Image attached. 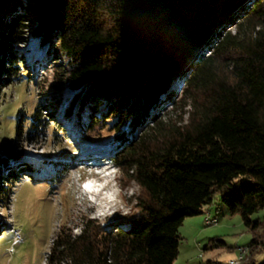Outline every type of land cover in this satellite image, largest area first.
Here are the masks:
<instances>
[{
  "label": "trees",
  "instance_id": "16d2710c",
  "mask_svg": "<svg viewBox=\"0 0 264 264\" xmlns=\"http://www.w3.org/2000/svg\"><path fill=\"white\" fill-rule=\"evenodd\" d=\"M35 1L32 34L56 36L67 61L73 96L62 116L80 137L101 143L103 130L112 133L115 165L141 189L129 213L87 221L77 234L58 230L45 264H172L184 218L214 194L259 228L250 216L264 208V0ZM24 13L21 0H0V87L19 70L11 43ZM186 73L181 124L172 115L186 104L171 98ZM87 95L105 97L104 110ZM162 102L174 107L155 119ZM10 149L0 141V179L16 174Z\"/></svg>",
  "mask_w": 264,
  "mask_h": 264
},
{
  "label": "rangeland",
  "instance_id": "374dc122",
  "mask_svg": "<svg viewBox=\"0 0 264 264\" xmlns=\"http://www.w3.org/2000/svg\"><path fill=\"white\" fill-rule=\"evenodd\" d=\"M21 3L25 13L20 42L11 43L17 52L19 70L0 87V141L10 145L14 158L8 159V165L16 171L14 177L4 171V179H0V264H45L58 230L77 234L87 221L103 224L129 213L141 189L115 165L118 144L110 132L103 130L99 138L109 152L98 156L102 165L86 166L83 162L89 159H80V143H85L86 137L78 135L72 119L66 121L62 116L65 104L73 96L66 82V58L57 48L56 36L46 42L32 34L36 1ZM230 31L234 32V28ZM186 77L187 73L176 79L171 98L177 101L176 108L186 104L172 115L181 124L189 111L187 102L179 101L182 78ZM86 98L104 110L105 97L96 96L101 100L98 104L94 97ZM162 103L153 118L163 115L162 109L174 107L167 105L169 102ZM15 127L20 130L18 135ZM208 216L215 217V223H207ZM250 218L261 221L255 231L242 223L239 214H230L214 194L202 213L184 218L178 229V254L172 264H229L228 260L234 257L238 264L248 259L261 262L264 208ZM253 235L256 242L248 257V246L242 251L236 247L249 244Z\"/></svg>",
  "mask_w": 264,
  "mask_h": 264
},
{
  "label": "bare ground",
  "instance_id": "6f19581e",
  "mask_svg": "<svg viewBox=\"0 0 264 264\" xmlns=\"http://www.w3.org/2000/svg\"><path fill=\"white\" fill-rule=\"evenodd\" d=\"M89 149H91V148H89ZM81 151H83V150H81ZM89 153H91L92 155H94V154H97V156L95 157V159H93V158H88L89 160L87 161V162H84V163H86L85 165H89V163L92 161V160H95V161H97L98 162V165H102V162H103V160L101 159V158H99L98 156H102V155H107V154H109V152L108 151H106L104 148H97V149H94V150H91V152H89ZM80 154L81 155H84V153H82V152H80ZM89 155V154H88ZM92 165V164H91ZM97 165V164H96ZM93 166H95V165H93ZM101 173V172H100ZM207 219H208V217H206V219H205V221L207 222ZM247 247V246H246ZM245 248V247H244ZM244 248H242V249H244ZM248 250V249H247ZM245 251V250H244ZM244 255H246V252H245V254H243V257H244ZM238 257V256H237ZM241 257V256H240ZM245 258V257H244ZM240 261H241V259H240ZM237 264H238V262H237ZM239 264H241V263H239Z\"/></svg>",
  "mask_w": 264,
  "mask_h": 264
},
{
  "label": "built area",
  "instance_id": "2783aa9c",
  "mask_svg": "<svg viewBox=\"0 0 264 264\" xmlns=\"http://www.w3.org/2000/svg\"><path fill=\"white\" fill-rule=\"evenodd\" d=\"M215 221H216V218L215 217H210V216H208V219H207V223H215ZM17 238H18V235L16 234L15 236H14V241H16L17 240ZM13 241V242H14ZM245 246H247V245H240V246H238V247H236L237 248V250H241L242 251V248H244ZM228 263L229 264H237V260H236V257H234V258H231V259H229L228 260Z\"/></svg>",
  "mask_w": 264,
  "mask_h": 264
},
{
  "label": "snow or ice",
  "instance_id": "6c2138e0",
  "mask_svg": "<svg viewBox=\"0 0 264 264\" xmlns=\"http://www.w3.org/2000/svg\"><path fill=\"white\" fill-rule=\"evenodd\" d=\"M86 187H87V185H86Z\"/></svg>",
  "mask_w": 264,
  "mask_h": 264
}]
</instances>
